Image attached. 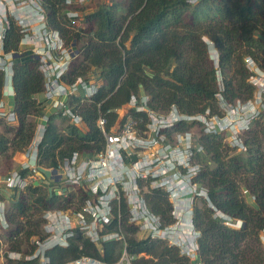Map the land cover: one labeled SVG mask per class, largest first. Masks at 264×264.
<instances>
[{"label": "built area", "instance_id": "2783aa9c", "mask_svg": "<svg viewBox=\"0 0 264 264\" xmlns=\"http://www.w3.org/2000/svg\"><path fill=\"white\" fill-rule=\"evenodd\" d=\"M91 0H65L67 27L84 35L86 7ZM14 25L20 35L18 55L29 53L40 62L44 79L43 99H37L42 116H33L35 132L27 147L12 154L11 168L0 170V264H51L48 253L68 248L81 235L89 240L102 258L81 255L65 264H138L144 254H132L129 239L156 240L177 248L191 262L199 256L200 231L195 224V209L205 202L216 217L233 229L243 222L216 209L208 188L199 181L204 148L202 136H220L234 153L247 150L245 135L264 117V69L246 58L248 82L254 88L248 100L225 99V78L219 66V53L210 44L218 92L217 110L184 113L177 105L156 110L147 94L132 95L118 108L101 111L97 103V128L100 138L87 146L60 155L54 163L46 160L49 144L44 143L50 119L60 136L73 138L70 127L87 135L91 129L82 109L95 103L104 86L101 69L92 66L84 75L73 77L74 64L82 60L77 40L67 42L54 29L42 0H0V72L6 77L4 93L14 96L13 76L17 54L5 50L7 32ZM129 45V44H128ZM0 120L16 128L14 110H3ZM111 115H114L111 117ZM1 156V155H0ZM47 190L54 207L41 213L40 231L18 244L10 237L15 225L10 210L15 198L31 188ZM162 192L167 200V218L153 208V199ZM249 195L247 189L242 190ZM133 228V232L127 229ZM24 234L20 235L23 240ZM264 242V238H263ZM117 244L110 261L103 259L105 245ZM19 245V246H18Z\"/></svg>", "mask_w": 264, "mask_h": 264}, {"label": "trees", "instance_id": "16d2710c", "mask_svg": "<svg viewBox=\"0 0 264 264\" xmlns=\"http://www.w3.org/2000/svg\"><path fill=\"white\" fill-rule=\"evenodd\" d=\"M51 26L71 42L81 45L82 60L74 64L73 77L96 66L104 86L91 107L82 109L91 132L82 134L70 127L73 138L60 136L55 118L50 119L44 143L49 144L46 160L54 163L55 151L63 146L66 155L100 138L97 103L101 111L127 103L132 95L147 94L156 110L177 105L184 113L217 110L216 67L210 44L219 53V66L225 78L224 96L228 102L253 97L248 82L246 58L264 69V0H127L126 5H100L86 16L84 35L67 27L65 0H42ZM20 35L12 24L5 50L17 54L14 68V113L18 127L0 120V155H11L31 142L35 123L42 116L37 97L44 91L40 62L29 53L18 55ZM129 44V46H128ZM6 77L0 72V102ZM114 115H111L113 117ZM10 135V136H9ZM199 181L208 188L213 206L243 222L241 229L226 226L205 202L195 209L200 231L199 256L189 261L177 248L156 240L129 239L138 264H264V117L245 135L247 150L234 153L220 136H202ZM249 191L248 196L242 190ZM167 200L162 192L153 199L154 210L167 218ZM54 207L47 190L31 187L25 196L15 198L10 221L15 228L10 237L20 245L40 231L41 213ZM133 232V228L127 229ZM24 234L23 240L19 237ZM18 245V246H19ZM104 260L110 261L117 244L105 245ZM48 255L51 264H65L81 255L102 258L96 247L78 235L68 248H55ZM24 264V263H19Z\"/></svg>", "mask_w": 264, "mask_h": 264}, {"label": "rangeland", "instance_id": "374dc122", "mask_svg": "<svg viewBox=\"0 0 264 264\" xmlns=\"http://www.w3.org/2000/svg\"><path fill=\"white\" fill-rule=\"evenodd\" d=\"M110 5V4H114V5H126L127 4V0H91V3L88 4V6L86 7V12L87 13H92L94 12L100 5ZM129 46V45H128ZM8 97V96H7ZM14 102V98L12 97H8L7 98V104L5 105V107L3 108L4 111L8 112L9 111V103L13 104ZM0 130H2V128L0 127ZM10 136V135H9ZM11 159H12V155L10 153H8V155L6 156H0V170H2L3 172H7L10 170L11 168ZM262 239L264 238V232L261 233Z\"/></svg>", "mask_w": 264, "mask_h": 264}, {"label": "crops", "instance_id": "0c3cea01", "mask_svg": "<svg viewBox=\"0 0 264 264\" xmlns=\"http://www.w3.org/2000/svg\"><path fill=\"white\" fill-rule=\"evenodd\" d=\"M7 96H8V97H12V96L8 95L7 92L4 93V96H3V97H4V98H3V102L5 103V105L7 104V103H6V102H7V98H8ZM13 97H14V96H13ZM37 99H39V100L43 99V94L39 95V96L37 97ZM8 105H9V111H10V110H14V102H13V104L9 103ZM9 111H8V112H9ZM0 132H1V130H0Z\"/></svg>", "mask_w": 264, "mask_h": 264}]
</instances>
